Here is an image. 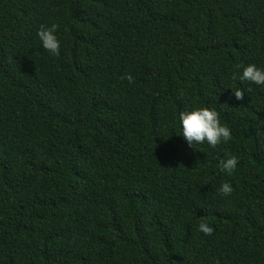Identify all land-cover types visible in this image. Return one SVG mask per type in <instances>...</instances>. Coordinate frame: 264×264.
<instances>
[{
	"label": "trees",
	"instance_id": "16d2710c",
	"mask_svg": "<svg viewBox=\"0 0 264 264\" xmlns=\"http://www.w3.org/2000/svg\"><path fill=\"white\" fill-rule=\"evenodd\" d=\"M250 62L264 0H0V264H264V85L231 79ZM193 106L231 139L189 148Z\"/></svg>",
	"mask_w": 264,
	"mask_h": 264
},
{
	"label": "clouds",
	"instance_id": "9594fccd",
	"mask_svg": "<svg viewBox=\"0 0 264 264\" xmlns=\"http://www.w3.org/2000/svg\"><path fill=\"white\" fill-rule=\"evenodd\" d=\"M57 25L52 23L48 26L41 25L36 31V36L43 49L48 51L52 56L60 54V41L56 35ZM240 71L233 72L232 80H239L241 82H249L255 85H264V67L257 66L255 63H247L237 65ZM122 79L129 82L133 77L125 73ZM235 99H241L244 91L237 87L231 89ZM179 134L182 136L186 145L189 148L199 149L197 145L206 143L209 147H216L221 142H226L231 139L230 128L221 123L218 118V113L214 108L206 106H193L186 108L178 113ZM237 164L236 156H228L219 162V166L227 173H231ZM233 191L230 183L222 182L219 185L218 192L221 195H228ZM213 227L201 220L198 223V231L210 235L213 232Z\"/></svg>",
	"mask_w": 264,
	"mask_h": 264
}]
</instances>
